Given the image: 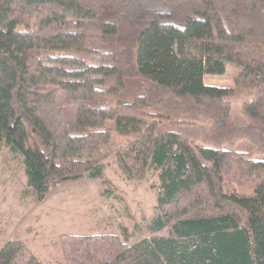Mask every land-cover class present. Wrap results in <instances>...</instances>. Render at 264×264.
<instances>
[{"label":"trees","instance_id":"16d2710c","mask_svg":"<svg viewBox=\"0 0 264 264\" xmlns=\"http://www.w3.org/2000/svg\"><path fill=\"white\" fill-rule=\"evenodd\" d=\"M0 147L38 200L110 156L159 179L165 235H61L59 264H264V0H0Z\"/></svg>","mask_w":264,"mask_h":264},{"label":"rangeland","instance_id":"374dc122","mask_svg":"<svg viewBox=\"0 0 264 264\" xmlns=\"http://www.w3.org/2000/svg\"><path fill=\"white\" fill-rule=\"evenodd\" d=\"M236 73V67L226 62L222 76H205L204 83L234 88ZM238 143V148L250 147L247 141ZM101 168L102 178L86 173L57 184L38 200L27 183L22 158L0 147V247L8 241H22L44 263L59 264L61 235L91 230L119 234L122 227L131 242L165 235L152 232L149 226L159 188L156 174L149 173L142 181L129 180L114 156L103 160Z\"/></svg>","mask_w":264,"mask_h":264}]
</instances>
